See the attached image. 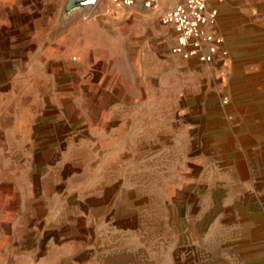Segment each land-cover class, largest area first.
Segmentation results:
<instances>
[{
    "label": "rangeland",
    "instance_id": "obj_1",
    "mask_svg": "<svg viewBox=\"0 0 264 264\" xmlns=\"http://www.w3.org/2000/svg\"><path fill=\"white\" fill-rule=\"evenodd\" d=\"M73 1L0 51V264H264V0L210 1L221 63L141 4Z\"/></svg>",
    "mask_w": 264,
    "mask_h": 264
},
{
    "label": "built area",
    "instance_id": "obj_2",
    "mask_svg": "<svg viewBox=\"0 0 264 264\" xmlns=\"http://www.w3.org/2000/svg\"><path fill=\"white\" fill-rule=\"evenodd\" d=\"M112 1L117 7L141 4L157 11L162 23L175 30L172 52L184 59L221 63L229 57L226 37L217 30L219 8L211 6V0H182L168 7L169 0Z\"/></svg>",
    "mask_w": 264,
    "mask_h": 264
},
{
    "label": "crops",
    "instance_id": "obj_3",
    "mask_svg": "<svg viewBox=\"0 0 264 264\" xmlns=\"http://www.w3.org/2000/svg\"><path fill=\"white\" fill-rule=\"evenodd\" d=\"M73 2V0H0V51L12 52L20 47H23V51H26L27 48L37 47L39 45L38 41L28 40L31 36L38 35L34 30L38 27L37 23L46 20L50 26L60 15L61 6L68 7ZM76 2H78V6L72 7L71 10L79 9V4L84 5L82 0H76ZM22 14H25L26 19L20 21L17 17ZM25 22L28 23V29L33 31L32 34H25L20 31L25 27ZM12 27L16 28L15 31L11 30ZM51 34V32L48 33V35ZM30 234L32 233L26 227L23 230L16 227L10 233L1 236V243L9 245L11 249L8 253L14 255L17 250L16 247L20 251L27 250Z\"/></svg>",
    "mask_w": 264,
    "mask_h": 264
},
{
    "label": "water",
    "instance_id": "obj_4",
    "mask_svg": "<svg viewBox=\"0 0 264 264\" xmlns=\"http://www.w3.org/2000/svg\"><path fill=\"white\" fill-rule=\"evenodd\" d=\"M82 3H83V4L86 3L85 0H82Z\"/></svg>",
    "mask_w": 264,
    "mask_h": 264
}]
</instances>
